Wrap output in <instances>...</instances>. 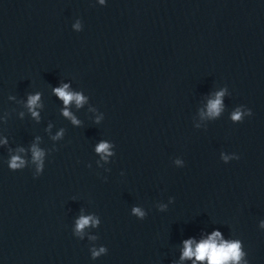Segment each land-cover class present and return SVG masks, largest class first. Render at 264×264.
<instances>
[{
  "label": "water",
  "instance_id": "water-1",
  "mask_svg": "<svg viewBox=\"0 0 264 264\" xmlns=\"http://www.w3.org/2000/svg\"><path fill=\"white\" fill-rule=\"evenodd\" d=\"M214 232L264 264V0H0V264H208Z\"/></svg>",
  "mask_w": 264,
  "mask_h": 264
},
{
  "label": "clouds",
  "instance_id": "clouds-1",
  "mask_svg": "<svg viewBox=\"0 0 264 264\" xmlns=\"http://www.w3.org/2000/svg\"><path fill=\"white\" fill-rule=\"evenodd\" d=\"M101 4L105 3V0H100ZM75 28L79 31L81 28L80 23L75 25ZM69 85L64 84L62 87H57L53 91L54 93L63 100L64 104L67 106L75 101L78 107L82 106L85 103V96L80 93H73L69 90ZM224 96V91L218 92L216 94V98L214 100H210L208 104V115L210 117H217L220 115L221 111L223 110V102L222 97ZM40 100V95H32L28 98V107L32 111V115L34 117H38V113L34 110L35 107L38 105V101ZM247 114L251 116L253 113L251 109H248ZM63 115L65 117H69L74 124H79L80 121L76 120L74 116H72L71 112L65 108ZM244 113L241 110H236L232 114L233 121H241ZM61 132L59 135H62ZM110 145L108 143H100L96 148L98 153H106L107 155H112L109 151ZM32 154H33V161L40 162L39 167L40 169L43 168L42 157L44 156V152L41 151L35 145L32 147ZM107 159V156H105ZM225 160L228 159L227 156L224 157ZM239 159V157H237ZM179 163V161H178ZM25 165V161L19 156L14 155L11 157L9 162V167L12 170H17L23 168ZM134 213L143 218L145 213L140 208H135ZM90 223H99V221H94L92 217H84L82 216L77 221V232H82L83 229L88 226ZM221 234L219 232H214L207 240L201 241L199 244L196 245L195 250L193 249V240H187L184 242V252L182 259L184 258H192L195 257L196 260L204 261L207 259L208 264H240L244 253L241 251V242L240 241H223L219 240ZM105 252L104 248H100L99 251L93 249L92 256L93 258L99 256L101 253Z\"/></svg>",
  "mask_w": 264,
  "mask_h": 264
}]
</instances>
